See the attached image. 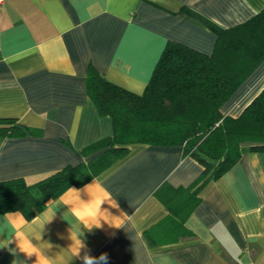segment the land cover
<instances>
[{"label": "crops", "instance_id": "crops-1", "mask_svg": "<svg viewBox=\"0 0 264 264\" xmlns=\"http://www.w3.org/2000/svg\"><path fill=\"white\" fill-rule=\"evenodd\" d=\"M262 9L264 0H4L0 118L16 119L24 133L0 135V180L34 183L102 152L83 153L113 134L112 117L100 114L87 90L91 67L141 94L169 41L211 54L217 36L208 20L227 28ZM263 87L264 60L222 105V114L236 118ZM127 148L86 184L68 187L79 190L83 202L102 198L104 190L111 194L101 205L108 221L101 227L75 221L70 209L77 193L67 189L31 219L20 211L0 213V233L22 230L23 221L50 264H83L72 245L78 229L86 244L80 257L106 253L108 264L264 263V151H245L201 186V200L185 221L188 234L151 246L145 231L168 213L157 191L165 184L191 186L204 166L178 144ZM14 259L36 264L37 258L19 251L13 237L0 247V264Z\"/></svg>", "mask_w": 264, "mask_h": 264}, {"label": "trees", "instance_id": "trees-1", "mask_svg": "<svg viewBox=\"0 0 264 264\" xmlns=\"http://www.w3.org/2000/svg\"><path fill=\"white\" fill-rule=\"evenodd\" d=\"M207 23L217 36L213 52L207 55L169 41L141 94L91 67L87 90L100 114L112 117L113 134L83 153L102 152L34 183L23 177L0 180V213L20 211L27 219L35 217L48 200L68 187L86 184L123 158L130 144H178L185 156L203 164L204 171L189 187L165 184L157 191L168 213L144 236L155 246L188 234L185 221L201 200V186L223 175L245 151H264V87L236 118L221 112L222 105L264 60V9L227 28ZM22 128L14 118H0V135H21Z\"/></svg>", "mask_w": 264, "mask_h": 264}, {"label": "clouds", "instance_id": "clouds-1", "mask_svg": "<svg viewBox=\"0 0 264 264\" xmlns=\"http://www.w3.org/2000/svg\"><path fill=\"white\" fill-rule=\"evenodd\" d=\"M68 191L77 193V195L72 198V205L70 209L71 214L77 223H83L87 226V224L95 221V227L99 228L101 227V220L108 222L104 216L101 215L102 213H105V211H102L101 205L105 201L108 202L111 199V194L107 192V190H104V196L102 198L97 199L96 197L90 196L88 202H83L79 199V190L69 188ZM112 225L115 226L114 224ZM21 229L22 230H16V226H13V230L11 232L0 233V235H5V239L0 241V243L7 241L6 244H3V246L0 247L6 248L13 242L14 237L19 251L26 254L27 257H31L33 255L36 256V264H50L49 258L41 253L37 245L32 243L33 236L30 235L29 229L24 227L23 221H21ZM82 236L83 232L78 229L77 235L72 244L76 248L75 256L82 259L83 264H108V256L106 253H101L99 257H94L85 251L83 256L80 257L81 249L86 248L85 242L81 239ZM9 251L13 255L16 254L14 249H9ZM12 264H26V262L14 259Z\"/></svg>", "mask_w": 264, "mask_h": 264}, {"label": "built area", "instance_id": "built-area-1", "mask_svg": "<svg viewBox=\"0 0 264 264\" xmlns=\"http://www.w3.org/2000/svg\"><path fill=\"white\" fill-rule=\"evenodd\" d=\"M3 2H4V0H0V7L2 6ZM243 264H264V263L244 262Z\"/></svg>", "mask_w": 264, "mask_h": 264}]
</instances>
